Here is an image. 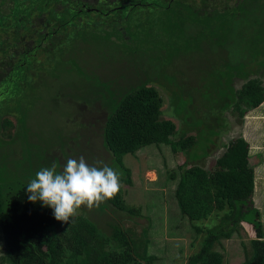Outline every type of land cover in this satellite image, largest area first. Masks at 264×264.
<instances>
[{"label":"rangeland","instance_id":"374dc122","mask_svg":"<svg viewBox=\"0 0 264 264\" xmlns=\"http://www.w3.org/2000/svg\"><path fill=\"white\" fill-rule=\"evenodd\" d=\"M179 1L209 13L234 7L240 0H204V5L202 0ZM116 2L112 1L111 6ZM105 5L95 2L90 6L100 9ZM177 8L154 12L152 18H139L146 15L140 8L133 14L138 19L136 23H117V29L100 26L105 19L97 14L77 16L76 20L80 18L85 26L70 23L62 61L41 77L35 94L25 98L18 113L14 112L21 120L18 130L15 131L12 116L7 117L11 126L0 130L3 192H14L43 167L55 164L61 170L69 158L83 157L89 165L102 166L98 163L102 162L113 168L101 146L100 124L94 121L111 101L145 80L161 98V120L172 122L183 137L200 134L199 146L192 149L199 155L203 149L207 156L192 163L205 170L213 168L222 147L242 137L255 189L262 191L264 172L259 166L264 161V99L242 120L226 108L229 92L244 82V78L235 76L234 66H242L238 68L240 74L250 66H245L242 58L253 50L249 40L251 7L247 8L244 21L229 24L232 34L226 48L217 44L222 31H208L205 18L192 13L188 6L178 4ZM252 8L257 17H264V10L255 5ZM254 34L263 38L264 27ZM253 77L263 82L264 70L246 76ZM172 145H149L122 156L121 163L131 184L120 180L118 193L125 208L137 209L135 216L124 218L125 214L105 203L91 209L82 206L75 216L86 217L103 234L109 233L113 216L119 218L135 253L140 255L144 250L155 258V264H186L187 258L198 250L204 230L217 223V215L210 213L205 219L192 222V229L186 217L180 215L178 219L174 198L176 167L183 163L184 155L173 153ZM248 207L246 203L242 205L240 215L247 213ZM244 229L238 223L231 239H218L211 246L225 264H239L243 251L248 252L253 231L248 226Z\"/></svg>","mask_w":264,"mask_h":264},{"label":"trees","instance_id":"16d2710c","mask_svg":"<svg viewBox=\"0 0 264 264\" xmlns=\"http://www.w3.org/2000/svg\"><path fill=\"white\" fill-rule=\"evenodd\" d=\"M77 2L0 0V130L11 126L8 116L14 117L15 131L18 130L21 120L16 114L22 101L33 96L41 77L62 61L63 42L72 26L70 23L86 25L80 18L76 20L84 14ZM253 5L264 10V0H240L233 8L209 13L189 8L205 18L208 31L214 33L217 28L222 31L217 44L226 48L232 34L229 24L244 21L246 10L251 7L253 32L247 39L253 50H248L242 58L245 66H250L242 74L238 72L242 66H234L235 76L244 78V82L229 92L230 102L226 106L240 120L264 99V80L246 78L249 72L264 70V37L260 39V35L254 34L264 27V17L252 13ZM115 24L103 22L100 26L115 28ZM110 103L102 115L98 113L94 123L100 124L101 146L113 168L120 171V180L125 185L131 184L129 173L121 163L122 156L149 145L173 144L172 152L184 155L183 163L176 167L174 198L179 214L188 221H199L213 211L220 213L217 223L204 230L198 250L187 258L186 264H220V255L210 248L218 239H227L240 220L250 226L253 238L249 240L250 254L239 264H264V239L258 213L250 210L239 213L240 207L248 202L253 186L244 141L241 138L228 141L215 159L214 167L205 170L192 163L207 156L203 149L200 155L192 149L199 146L200 134L183 137L172 122L160 119L161 98L148 80L129 88ZM27 184L6 193L0 187V264H155V258L144 250L140 255L134 252L133 242L120 226L119 218L113 216L108 234L98 232L82 216L70 218L69 223L58 222L50 208L40 202H29ZM105 205L125 214L124 218L137 212L124 207L119 193Z\"/></svg>","mask_w":264,"mask_h":264},{"label":"clouds","instance_id":"9594fccd","mask_svg":"<svg viewBox=\"0 0 264 264\" xmlns=\"http://www.w3.org/2000/svg\"><path fill=\"white\" fill-rule=\"evenodd\" d=\"M89 165L83 157L69 158L61 170L55 164L35 173L26 187L28 200L50 208L56 221L69 223L86 206L99 207L114 198L120 188V174L107 164Z\"/></svg>","mask_w":264,"mask_h":264},{"label":"flooded vegetation","instance_id":"af4514ba","mask_svg":"<svg viewBox=\"0 0 264 264\" xmlns=\"http://www.w3.org/2000/svg\"><path fill=\"white\" fill-rule=\"evenodd\" d=\"M92 1V2H91ZM91 1H83L79 0L77 4L78 6L82 8V11L86 13L89 16H92L93 14H97L100 18L105 19L104 22H114V23H123V22H133L136 23L138 20L136 17L133 16L138 9L143 8L144 14L140 15L139 18H143V16H148L149 18H152L151 15H153L154 12H161L167 10L175 11L178 10V6L175 4H183L188 6L189 8L195 10L194 8L190 7L189 5L180 2L179 0H155L153 1H146V0H117L115 5L111 6V1L114 0H91ZM94 1V2H93ZM98 2L101 6L106 5L100 9L95 8L94 6H90L91 4ZM111 2V3H110ZM163 3V4H162ZM123 6H125L123 8ZM233 8V7H229ZM197 10V9H196ZM135 11V12H134ZM79 12V11H78ZM115 13V14H114ZM156 14V13H154Z\"/></svg>","mask_w":264,"mask_h":264},{"label":"crops","instance_id":"0c3cea01","mask_svg":"<svg viewBox=\"0 0 264 264\" xmlns=\"http://www.w3.org/2000/svg\"><path fill=\"white\" fill-rule=\"evenodd\" d=\"M243 118H244V116H243ZM256 132V131H255ZM261 134L262 135H260V137H262L263 136V133L261 132ZM242 140H243V138L242 137H240ZM262 142L264 143V138H263V140H262ZM259 168H260V170H263V172H264V161L263 162H261L260 163V166H259ZM252 171V170H251ZM263 180V181H262ZM261 186H262V191H260L259 189H255L256 188V184H255V182H254V179H253V183H252V192H251V195H250V197H249V200H248V202H246V204L247 205H249V210L250 211H256L257 213H258V216H259V222H260V225H261V229H262V234H263V239H264V176L261 178ZM244 205V204H243ZM177 208V207H176ZM211 214H214V216L215 215H217V214H219V213H215L214 211L213 212H211ZM180 218V214H179V216H178V219ZM181 219H183V218H181ZM192 222H195V221H189V226H190V228H191V223ZM198 222V221H197ZM239 224H240V226H241V228H243V230H245L246 231V229H244L245 227H250L248 224H246L244 221H240L239 222ZM236 228V227H235ZM192 229V228H191ZM235 231V229L233 230V232ZM232 232V233H233ZM232 233L230 234V236L227 238V239H224V238H220L219 240H225V241H227V240H229V239H231V235H232ZM249 242V241H248ZM242 246H243V248H244V250H245V247H244V245H243V243H242ZM243 254H244V257L242 258V260H240L239 262H241V261H243L244 260V258L245 257H247L249 254H250V248H249V250H248V252H244L243 251ZM220 255V254H219ZM221 256V255H220ZM226 260V259H225ZM220 264H225V261H224V258L221 256V261H220Z\"/></svg>","mask_w":264,"mask_h":264},{"label":"built area","instance_id":"2783aa9c","mask_svg":"<svg viewBox=\"0 0 264 264\" xmlns=\"http://www.w3.org/2000/svg\"><path fill=\"white\" fill-rule=\"evenodd\" d=\"M243 118V117H242ZM242 120V119H241Z\"/></svg>","mask_w":264,"mask_h":264}]
</instances>
